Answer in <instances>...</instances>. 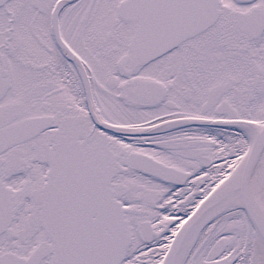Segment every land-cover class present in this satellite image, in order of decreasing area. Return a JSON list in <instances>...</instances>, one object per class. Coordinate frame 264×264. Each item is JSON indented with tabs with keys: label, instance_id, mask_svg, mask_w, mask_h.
Wrapping results in <instances>:
<instances>
[{
	"label": "snow or ice",
	"instance_id": "1",
	"mask_svg": "<svg viewBox=\"0 0 264 264\" xmlns=\"http://www.w3.org/2000/svg\"><path fill=\"white\" fill-rule=\"evenodd\" d=\"M0 264H264V0H0Z\"/></svg>",
	"mask_w": 264,
	"mask_h": 264
}]
</instances>
